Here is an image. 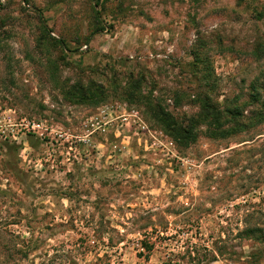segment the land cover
Returning <instances> with one entry per match:
<instances>
[{"label":"rangeland","instance_id":"1","mask_svg":"<svg viewBox=\"0 0 264 264\" xmlns=\"http://www.w3.org/2000/svg\"><path fill=\"white\" fill-rule=\"evenodd\" d=\"M261 118L264 0H0V264H264Z\"/></svg>","mask_w":264,"mask_h":264},{"label":"trees","instance_id":"2","mask_svg":"<svg viewBox=\"0 0 264 264\" xmlns=\"http://www.w3.org/2000/svg\"><path fill=\"white\" fill-rule=\"evenodd\" d=\"M24 3H28V0H22ZM98 4V1H97ZM86 89L82 91L81 89L78 90V96L82 100L88 96L92 92L89 89V94L85 95ZM95 101L93 102V104ZM202 111L199 115V118L208 124L207 126L211 127L213 130H210V135L215 138H225L228 135L233 134L236 128L241 126L239 123L238 118H240V113L237 109L232 108H218L215 107L212 103L209 102L208 99H204L201 102ZM159 121L161 122L162 126H164L166 132L173 138V140L181 145V146H189L195 140V134L193 133L192 126L194 124V118H189L188 120L184 121L183 123H178L170 119L168 114H162L158 117ZM264 118L260 119V122H263ZM223 125H229V129L222 130V131H215L221 130ZM231 131V132H230ZM249 233L254 232V230H248ZM147 251H151L152 245L146 243V241H142L141 243Z\"/></svg>","mask_w":264,"mask_h":264}]
</instances>
